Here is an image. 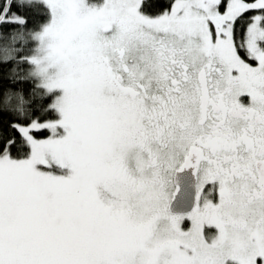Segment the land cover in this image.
<instances>
[{
	"label": "snow or ice",
	"instance_id": "snow-or-ice-1",
	"mask_svg": "<svg viewBox=\"0 0 264 264\" xmlns=\"http://www.w3.org/2000/svg\"><path fill=\"white\" fill-rule=\"evenodd\" d=\"M21 27L0 264H264V0H5Z\"/></svg>",
	"mask_w": 264,
	"mask_h": 264
},
{
	"label": "trees",
	"instance_id": "trees-1",
	"mask_svg": "<svg viewBox=\"0 0 264 264\" xmlns=\"http://www.w3.org/2000/svg\"><path fill=\"white\" fill-rule=\"evenodd\" d=\"M5 0H0V6H3ZM27 2V0H25ZM34 4L39 1L32 0ZM162 7H167L168 0H160ZM7 30V26L5 27ZM29 32L23 27L17 28L10 36L0 37V58L4 57H15L17 51L23 49L25 55L28 54L29 49L25 42L31 39ZM9 65L0 66V89H9L11 95V103L14 107L27 108L31 103L39 102V90L36 91L35 95L29 96L24 94L23 89L27 88V84L16 85V80L27 79V68L26 66H18L19 71L11 77L8 72ZM17 87V88H12ZM9 120L7 114H0V127H4Z\"/></svg>",
	"mask_w": 264,
	"mask_h": 264
},
{
	"label": "water",
	"instance_id": "water-1",
	"mask_svg": "<svg viewBox=\"0 0 264 264\" xmlns=\"http://www.w3.org/2000/svg\"><path fill=\"white\" fill-rule=\"evenodd\" d=\"M177 195H178V196H182V195H183V192H181V193H178Z\"/></svg>",
	"mask_w": 264,
	"mask_h": 264
},
{
	"label": "rangeland",
	"instance_id": "rangeland-1",
	"mask_svg": "<svg viewBox=\"0 0 264 264\" xmlns=\"http://www.w3.org/2000/svg\"><path fill=\"white\" fill-rule=\"evenodd\" d=\"M35 1H39V0H35ZM35 55V54H34Z\"/></svg>",
	"mask_w": 264,
	"mask_h": 264
}]
</instances>
